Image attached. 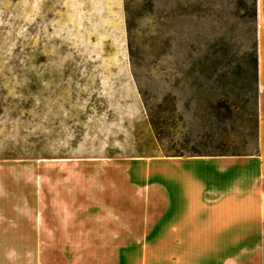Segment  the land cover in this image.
<instances>
[{
	"label": "rangeland",
	"instance_id": "374dc122",
	"mask_svg": "<svg viewBox=\"0 0 264 264\" xmlns=\"http://www.w3.org/2000/svg\"><path fill=\"white\" fill-rule=\"evenodd\" d=\"M258 5L0 0V264H170L128 171L257 150Z\"/></svg>",
	"mask_w": 264,
	"mask_h": 264
},
{
	"label": "crops",
	"instance_id": "0c3cea01",
	"mask_svg": "<svg viewBox=\"0 0 264 264\" xmlns=\"http://www.w3.org/2000/svg\"><path fill=\"white\" fill-rule=\"evenodd\" d=\"M258 22L263 85L262 0ZM258 125L253 153L158 155L138 161L143 170H130L128 177L138 182L132 186L138 198L132 207L141 229L130 240L169 242L170 264H264L263 117Z\"/></svg>",
	"mask_w": 264,
	"mask_h": 264
},
{
	"label": "trees",
	"instance_id": "16d2710c",
	"mask_svg": "<svg viewBox=\"0 0 264 264\" xmlns=\"http://www.w3.org/2000/svg\"><path fill=\"white\" fill-rule=\"evenodd\" d=\"M255 67L256 70L258 69V56L257 54L255 55ZM256 78H257V73H256ZM226 154V153H222ZM167 156H179V155H213L212 153H190V154H182V153H176V154H166Z\"/></svg>",
	"mask_w": 264,
	"mask_h": 264
},
{
	"label": "bare ground",
	"instance_id": "6f19581e",
	"mask_svg": "<svg viewBox=\"0 0 264 264\" xmlns=\"http://www.w3.org/2000/svg\"><path fill=\"white\" fill-rule=\"evenodd\" d=\"M66 160V159H65Z\"/></svg>",
	"mask_w": 264,
	"mask_h": 264
}]
</instances>
